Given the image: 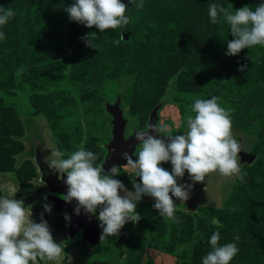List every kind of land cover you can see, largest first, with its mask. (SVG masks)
<instances>
[{
    "label": "rangeland",
    "instance_id": "1",
    "mask_svg": "<svg viewBox=\"0 0 264 264\" xmlns=\"http://www.w3.org/2000/svg\"><path fill=\"white\" fill-rule=\"evenodd\" d=\"M122 2L129 24L101 33L69 19L65 9L74 0H0L15 11L0 28L6 37L0 40V197L15 189L14 198L31 206L33 216L43 213L64 247L59 264H202L216 231L221 245L239 248L230 264H264V47L227 56L230 25L211 23L208 13L212 3L254 10L264 0H143L142 8ZM88 35L93 48L82 39ZM212 96L231 110L241 150L253 154L251 163L240 160L243 181L214 172L193 183L185 172L178 183L192 187L186 201L173 197L176 220L159 215L144 196L136 208L141 219L118 235L90 244L81 229L69 234L67 213L54 207L64 195L48 184L58 174L38 170L51 150L66 158L83 147L102 164L112 130L108 106L119 108L126 140L146 128L153 110L155 125L167 126L164 135L183 134L195 100ZM161 166L171 172L170 163ZM114 178L134 190L126 172Z\"/></svg>",
    "mask_w": 264,
    "mask_h": 264
},
{
    "label": "clouds",
    "instance_id": "2",
    "mask_svg": "<svg viewBox=\"0 0 264 264\" xmlns=\"http://www.w3.org/2000/svg\"><path fill=\"white\" fill-rule=\"evenodd\" d=\"M129 4L142 8L143 0H129ZM65 11L71 21L88 28L95 26L101 33L122 29L130 22L126 15L128 5L122 0H74ZM208 13L211 23L223 20L230 25L233 39L227 43V56H237L241 50L254 46L264 47V2L254 10L248 6L230 10L212 3ZM14 16L13 9L0 6V28ZM89 35L82 39L93 48ZM4 39L5 34L0 31V40ZM114 43L118 44L119 40ZM246 68L245 64L238 70ZM191 110L195 115L187 117V131L183 134L164 135L167 126L152 124L138 130L135 140L140 147L136 159L125 151L121 156L126 164L113 165L107 171L103 164H96L98 155L83 147L66 158L59 149L50 151L49 169L56 171L58 179L66 175L65 202H77L76 215L81 209L92 215L99 210L96 218L102 229L100 240L118 235L129 221L138 223L141 216L136 211L137 203L144 196L155 201L153 207L159 215L176 220L177 205L173 197L186 201L192 187L178 183L185 172L193 183L204 182L214 172L243 181L246 173H242L240 164L241 144L232 132L231 110L222 107L216 96L196 99ZM164 163L171 164V172L161 166ZM122 171L132 178L134 190L129 191L122 181L114 178ZM40 184H44L42 178ZM15 194L13 189L11 197H0V264H40V261L59 264L65 255L64 247L54 241L43 213L40 222H34L31 206L26 207L23 200L15 199ZM43 209L50 213L52 207L45 203ZM64 219L68 221L70 217L65 214ZM212 222L219 223L216 219ZM220 238L219 231L211 235V250L202 258V264H230L237 255V244L221 245ZM233 239L238 241L239 236Z\"/></svg>",
    "mask_w": 264,
    "mask_h": 264
},
{
    "label": "water",
    "instance_id": "3",
    "mask_svg": "<svg viewBox=\"0 0 264 264\" xmlns=\"http://www.w3.org/2000/svg\"><path fill=\"white\" fill-rule=\"evenodd\" d=\"M107 109L112 116V130L111 139L106 145L107 154L104 157L102 163L106 171L113 165L118 166L126 164V160L122 158L121 154L127 151L131 155L134 145L138 143V141L135 140V133L137 131H133L132 135H130L126 140L123 139V129L125 122L116 103L108 106ZM155 120L156 114L153 110L150 113L148 125H155ZM239 158L241 161L251 163L253 160V154L245 153L241 150L239 153ZM64 180H66V176L62 177L61 179H57L56 175L50 176L48 184L51 191L58 194H63L65 196L67 194V185L64 183ZM76 204L77 202L75 200H72L71 202H65L64 199L60 198H55L54 200L55 209L64 211L70 217L68 225L69 234L81 229L82 237L88 243L94 244L101 236V231L96 222L97 218L95 215L85 213L83 209H81L79 215H76L74 211Z\"/></svg>",
    "mask_w": 264,
    "mask_h": 264
},
{
    "label": "trees",
    "instance_id": "4",
    "mask_svg": "<svg viewBox=\"0 0 264 264\" xmlns=\"http://www.w3.org/2000/svg\"><path fill=\"white\" fill-rule=\"evenodd\" d=\"M20 42H19V44L21 45ZM38 170H39L40 173H42L41 175H45L46 172L49 173V172L53 171V169H49V167L47 165H45L44 163H41V162L38 163Z\"/></svg>",
    "mask_w": 264,
    "mask_h": 264
},
{
    "label": "crops",
    "instance_id": "5",
    "mask_svg": "<svg viewBox=\"0 0 264 264\" xmlns=\"http://www.w3.org/2000/svg\"><path fill=\"white\" fill-rule=\"evenodd\" d=\"M33 214H34V213H33ZM31 218H32V220H35V222H37V223L40 222V218L37 217L36 214H34V216L32 215ZM51 233H52V232H51ZM54 241L57 242V241H58V238H55Z\"/></svg>",
    "mask_w": 264,
    "mask_h": 264
}]
</instances>
